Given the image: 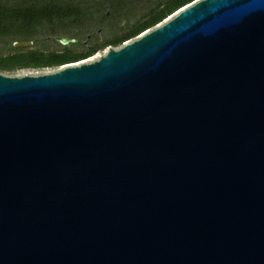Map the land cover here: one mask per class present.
Instances as JSON below:
<instances>
[{"label":"water","instance_id":"95a60500","mask_svg":"<svg viewBox=\"0 0 264 264\" xmlns=\"http://www.w3.org/2000/svg\"><path fill=\"white\" fill-rule=\"evenodd\" d=\"M0 264H264V0L0 73Z\"/></svg>","mask_w":264,"mask_h":264},{"label":"trees","instance_id":"16d2710c","mask_svg":"<svg viewBox=\"0 0 264 264\" xmlns=\"http://www.w3.org/2000/svg\"><path fill=\"white\" fill-rule=\"evenodd\" d=\"M195 1L197 0H0V39H13L9 47L10 53L0 57V73L79 63L100 50L120 46L139 37ZM140 4H144V11L134 26H128L127 32L120 38L102 45L88 44L83 52L75 50L80 46L78 43L63 46L56 40L55 49L49 54L14 46L16 42L34 41L45 33L55 38L65 31L120 19ZM76 36H72V39Z\"/></svg>","mask_w":264,"mask_h":264},{"label":"rangeland","instance_id":"374dc122","mask_svg":"<svg viewBox=\"0 0 264 264\" xmlns=\"http://www.w3.org/2000/svg\"><path fill=\"white\" fill-rule=\"evenodd\" d=\"M143 6L144 4L136 5V7L132 11L128 12V14H126L124 17L120 19L107 20L104 23H99L96 25H87L84 28L65 31L62 32V34L58 35L57 37L72 39V36L77 35L78 37L76 36L77 39L75 38V40H78V44H80V46H77L75 50L77 52H83L87 49L88 44L102 45L108 41L120 38L125 32H127L128 26H134L136 20L141 16L142 12L144 11ZM128 21H130L129 25H128ZM57 37L54 38L51 37L48 33H45L39 36L36 40L31 41L34 43V45L32 47H27V48H29L32 52L40 51L42 53L49 54L51 53V51L55 49L57 41L56 42L54 41L56 40ZM89 41H92V43ZM12 42L13 39H8V38L0 39V57L6 56L10 53L9 47L11 46ZM124 44L120 46H110L104 50H100L97 54L84 61L98 60L110 48H115V49L120 48ZM63 67L64 66L56 67V68H44V69H22V70H16L11 73L4 72L3 74L8 76L42 75L46 73L55 72Z\"/></svg>","mask_w":264,"mask_h":264},{"label":"bare ground","instance_id":"6f19581e","mask_svg":"<svg viewBox=\"0 0 264 264\" xmlns=\"http://www.w3.org/2000/svg\"><path fill=\"white\" fill-rule=\"evenodd\" d=\"M91 62V61H90Z\"/></svg>","mask_w":264,"mask_h":264}]
</instances>
